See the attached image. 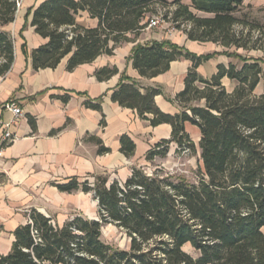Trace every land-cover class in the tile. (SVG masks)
<instances>
[{
	"label": "trees",
	"instance_id": "1",
	"mask_svg": "<svg viewBox=\"0 0 264 264\" xmlns=\"http://www.w3.org/2000/svg\"><path fill=\"white\" fill-rule=\"evenodd\" d=\"M243 2L44 0L32 11L30 25L47 42L31 52V66L36 72L54 70L67 59L66 70L71 72L101 55L111 56L127 35L137 37L147 28L157 9L164 10L163 19L189 41L257 50L258 40H251V34L261 26L249 19L252 7ZM16 11V0H0V25L12 23ZM82 13L96 20V26H79ZM216 55H196L169 41L133 47L129 61L144 79L166 73L172 62L191 63L183 89L166 98L178 108L176 114L164 113L156 105L155 97L163 95L159 87H143L125 73L110 96L151 127H171L170 138L146 152L148 163L165 158L172 144L176 153L195 152L185 124L199 130L202 167L194 182L133 166L124 181L101 174L91 176L92 182L71 177L52 184L61 193L90 194L98 219L75 215L60 225L32 209L14 230L11 250L0 255V264H264V91L256 92L264 79V61L238 57L239 65L218 64L208 78L201 76L198 68ZM13 61V40L0 32V78ZM118 73L115 66L103 67L95 78L103 82ZM224 78L235 84L231 91L223 86ZM54 99L65 104L69 96ZM101 103V97L86 98L83 106L101 112ZM28 123L35 131V120L30 117ZM91 140L98 155L111 151L100 140ZM135 148L127 135L120 136L119 152L125 158H131ZM105 225L126 236V249L102 240Z\"/></svg>",
	"mask_w": 264,
	"mask_h": 264
},
{
	"label": "crops",
	"instance_id": "2",
	"mask_svg": "<svg viewBox=\"0 0 264 264\" xmlns=\"http://www.w3.org/2000/svg\"><path fill=\"white\" fill-rule=\"evenodd\" d=\"M43 1L22 0L14 21L5 26L0 25V32L8 33L14 45L13 64L6 75L0 78V106L13 102L23 113L17 123L11 126L14 139L5 148L0 160V255H6L11 250L13 232L26 222L30 210L35 209L44 214L39 207H51L52 197L55 196L66 199L71 194L90 195L81 192L61 193L52 184L63 183L71 177H76L80 182H92L91 176L101 175V172L108 169H117L118 176L114 179L124 181L132 168L127 166L128 161L137 159L139 147L143 148L139 158H144L155 143L170 138L169 125L151 127L134 111L113 103L110 96L119 83L120 74L125 73L143 87H159L163 95L155 97L156 105L164 113L176 114L178 108L166 98L172 99L183 89L184 78L191 63L186 60L175 61L166 73L152 79L141 78L129 61L136 43L169 41L196 55L222 52V46L189 41L182 32L160 38L150 33L152 29H145L137 36L136 43L120 44L111 56L101 55L92 63L78 66L71 72L66 70L67 59H63L54 70L36 72L31 66V52L47 40L38 36L30 23L32 11ZM243 4L264 7V0H244ZM77 24L92 28L96 26V20L82 13L77 18ZM127 37L135 38L131 35ZM230 63L237 65L231 58L216 55L197 71L208 78L218 64L227 66ZM113 66L118 69L117 75L103 82L96 80L97 70ZM263 80L256 88L259 94L264 91ZM222 84L228 91L235 85L226 78L222 79ZM63 95L69 96L65 104L54 99L55 96ZM100 97L101 112L83 106L86 98L95 100ZM0 114L5 121L11 118L10 113ZM30 117L35 120V131H32L28 123ZM101 120L103 126L100 125ZM188 126L193 127L185 124L186 132ZM193 128L198 132L199 142V130ZM122 135H127L136 146L134 155L129 159L119 152V138ZM91 138L100 140L111 151L98 155L97 146Z\"/></svg>",
	"mask_w": 264,
	"mask_h": 264
},
{
	"label": "rangeland",
	"instance_id": "3",
	"mask_svg": "<svg viewBox=\"0 0 264 264\" xmlns=\"http://www.w3.org/2000/svg\"><path fill=\"white\" fill-rule=\"evenodd\" d=\"M247 12V11H246ZM249 14V19L255 23H258L261 28L258 32L253 31L251 34V40H258L257 50L243 51L236 50L234 48H224L222 47V52L218 53L217 56L224 52L232 54L231 60L239 65L238 57L242 58H261L264 60V7H252ZM164 10L157 9L156 13L150 16V19L158 18L160 19L159 27L150 30V33L157 37L165 38L172 36L173 34H178L180 31L173 29L169 23L163 19ZM240 28H238L239 30ZM138 37L128 38L124 43H136ZM136 45H143L136 43ZM226 50V51H225ZM225 57V56H224ZM207 71V69H205ZM264 85V80H263ZM229 88V87H228ZM187 134L191 142L195 146V152L187 153H176L175 145H171L169 152L165 158H156L153 163H148L144 158H139L142 156V147H139L136 152V160L128 161V167H141L144 172L151 174L155 169H160L164 173L174 177L183 179L187 182H194L196 180V174L198 170L202 167L200 162V150L198 148V132L193 127H187ZM102 173H106L111 179L117 178V169H108ZM63 198V197H62ZM45 215H49L55 219L59 224L67 221L68 219L74 217L75 215H82L88 219H98L96 203L93 201L91 195L83 194H71L70 196L60 199L58 197H52V206H41L39 207ZM102 240L114 247L120 249H126L128 247V240L126 236L115 226L105 225L101 229ZM184 250L188 253H192L189 247H185Z\"/></svg>",
	"mask_w": 264,
	"mask_h": 264
},
{
	"label": "built area",
	"instance_id": "4",
	"mask_svg": "<svg viewBox=\"0 0 264 264\" xmlns=\"http://www.w3.org/2000/svg\"><path fill=\"white\" fill-rule=\"evenodd\" d=\"M22 0H16V8L19 10ZM160 19H151L146 29H154L159 27ZM7 112L11 114L8 121L2 119L0 114V160L5 148L13 141L14 135L11 133V126L15 125L18 118L23 115L22 110L13 102H6L0 106V113Z\"/></svg>",
	"mask_w": 264,
	"mask_h": 264
}]
</instances>
